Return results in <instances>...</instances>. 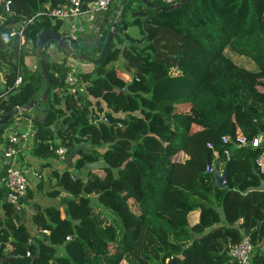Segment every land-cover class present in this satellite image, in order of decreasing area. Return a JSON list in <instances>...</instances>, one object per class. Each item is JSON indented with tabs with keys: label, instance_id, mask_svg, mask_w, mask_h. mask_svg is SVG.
<instances>
[{
	"label": "trees",
	"instance_id": "obj_1",
	"mask_svg": "<svg viewBox=\"0 0 264 264\" xmlns=\"http://www.w3.org/2000/svg\"><path fill=\"white\" fill-rule=\"evenodd\" d=\"M64 5L10 0L5 11L0 4V118L12 113L0 142L16 116L30 117L16 108L36 107L46 89L27 154L57 158L61 147L72 159L71 170L47 177L45 195L65 193L64 217L53 205L30 215L46 231L38 249L0 184V264H234L227 244L245 235L251 263L264 264V171L256 164H264V0H187L167 11L127 0L99 11L90 50L72 42L75 58H95L119 11L103 58L72 72V86L62 52L44 46L45 84L38 62L31 70L23 59L35 56L38 31L60 34L63 22L47 13ZM24 22L19 43L14 32ZM210 162L226 171L225 188L204 173ZM29 197L27 186L18 204Z\"/></svg>",
	"mask_w": 264,
	"mask_h": 264
},
{
	"label": "built area",
	"instance_id": "obj_2",
	"mask_svg": "<svg viewBox=\"0 0 264 264\" xmlns=\"http://www.w3.org/2000/svg\"><path fill=\"white\" fill-rule=\"evenodd\" d=\"M159 1L164 5H170L178 2L179 0ZM82 3L83 0H65L64 6L53 8L49 13H47V15L51 18L59 19L63 22L62 24L64 29L63 31H60V35L64 36L66 42L73 48L74 46H72V42H76L77 34L83 30V25L79 19L92 12L110 10L113 6L120 5L121 0H94L92 6L88 8H83ZM0 4H2L5 11L9 10L10 0H0ZM24 24L26 23H22L14 32L18 37L19 43L22 42V29ZM66 55L71 59H75V61H78L79 59L69 54ZM63 63L69 69L64 82L68 86H72L75 83V78L72 75V72H75L73 71L74 68L66 62ZM73 64L75 67L76 62ZM20 81L21 78L17 75L14 79L13 86L15 87ZM22 110L25 109L22 107L16 108V112H20ZM19 117L25 121L24 127L18 129L16 126H10V124L7 125L3 129L0 142V170L3 171V175L0 177V184H2L6 189V202L14 205H18L19 200L26 194L28 182L25 175L27 170L23 159L30 148L31 137L35 130L32 123V116L25 117L18 115L15 119L18 120ZM258 141H260V137L255 138L252 141V145L256 146ZM221 142L226 144V138L222 137ZM236 143L242 145L244 144V140L238 138L236 139ZM206 148L212 151V145L209 142L206 143ZM55 153L61 156L64 153V149L58 147L55 150ZM224 154L227 157L228 152L224 151ZM256 164L259 167V172L262 173L264 171L263 164H261L259 160H256ZM213 171L211 162L207 163L204 167V173H212ZM42 232L46 233V231ZM251 252L252 245L246 235L235 244H227V254L234 264H252Z\"/></svg>",
	"mask_w": 264,
	"mask_h": 264
},
{
	"label": "crops",
	"instance_id": "obj_3",
	"mask_svg": "<svg viewBox=\"0 0 264 264\" xmlns=\"http://www.w3.org/2000/svg\"><path fill=\"white\" fill-rule=\"evenodd\" d=\"M93 3L94 0H83L82 5L83 8H88L91 7ZM99 19H100L99 11L89 13L86 16H83L81 19H79V21H81L83 25V30L82 32H79L77 34V40H76L77 45L79 44L85 45L86 48L90 50V48L92 47L93 43L96 41L97 38L95 34L96 31L95 23L99 21ZM63 29L64 27L62 24L59 31H63ZM133 30H134L133 28L130 29V31ZM91 31L93 34L92 38L94 39H92L91 42H89V40H87L86 37H88L89 34H91ZM85 35L87 36L85 37ZM55 48H56L55 45L53 43H50L48 44L46 51H53L55 50ZM58 54L63 55V53H58ZM26 62L30 63L31 70L35 69L37 62L36 55L35 56L31 54L27 55ZM116 66L120 70H122L121 60L117 62ZM91 69L92 66L85 71H89ZM121 75H123V77L125 78L127 77L126 73ZM0 82H1V74H0ZM37 112L38 110L36 107H34L33 109L31 108L30 116L36 114ZM24 125H25V121L20 117L18 118V120L14 118L10 123V126H16L18 129L23 128ZM23 162L27 170L25 177L28 182L30 197L27 199V202H23L17 205V214L19 216L20 222L25 226L26 230L28 231L30 235V239L36 242L35 239L44 238L46 234L44 235V233L36 229L31 224L30 215L36 212L38 209L42 210L44 207L48 205H53L58 207L60 218L64 217L65 215L64 201L66 197L65 193L60 192V194L55 197H50L45 195V192L48 190V186H49L47 177L52 169H55L57 171H62L64 169L71 170L72 159L70 160L65 157L63 158L62 156H59L57 158L37 159L26 153ZM39 181L41 182V188L37 187V183ZM260 188L264 190V179L261 181ZM197 216H198L197 212H194L192 213L191 218L195 221Z\"/></svg>",
	"mask_w": 264,
	"mask_h": 264
},
{
	"label": "water",
	"instance_id": "obj_4",
	"mask_svg": "<svg viewBox=\"0 0 264 264\" xmlns=\"http://www.w3.org/2000/svg\"><path fill=\"white\" fill-rule=\"evenodd\" d=\"M126 1L127 0H122L120 7ZM139 1L141 2V4L145 8L151 9L152 11H159V10L167 11V10H171L173 8H176L180 5H182L187 0H179L178 2H176L174 4L161 5V6H155L149 0H139ZM118 15H119V11L116 13V15L112 21V25H111L110 29L106 33L104 43H103L102 47L100 48V51L98 52L97 56L95 58H90V57L86 56L83 52H80L76 55L77 58L87 60L93 66L97 65L101 61V59L103 58V55L105 54V52L108 48L109 41L112 37V30L114 29V27L116 25V20L118 18ZM50 43H53L64 54H69L72 56L74 55V48L69 46V44L66 42L64 36L56 33L54 30H52L50 28H44V29H41L40 31H38L35 35V55H36L37 62H38L39 74L41 75V78H42V80H44L45 84H48L49 77H48L47 71L44 67V64H43V61L41 58V54H42V50H43L44 46H46ZM133 64L136 65L135 63H133ZM40 101L42 104L41 107L39 106ZM40 101L36 105V107H38V112L36 114L32 115L33 120L40 121L43 117V113L45 111L44 107H45L46 102H47V90L46 89H44L41 92ZM22 108H24L25 110H28V109L33 108V105L28 104L27 106L22 107ZM11 116H12L11 112L3 115L0 118V126L6 124ZM211 175L213 178L214 186L219 187V188H225L226 187V185H227V173H226V171H223L221 173L213 171L211 173ZM29 244H33L36 247V249H38L37 244H36V242H34V240L30 239Z\"/></svg>",
	"mask_w": 264,
	"mask_h": 264
},
{
	"label": "rangeland",
	"instance_id": "obj_5",
	"mask_svg": "<svg viewBox=\"0 0 264 264\" xmlns=\"http://www.w3.org/2000/svg\"><path fill=\"white\" fill-rule=\"evenodd\" d=\"M131 32V31H130ZM92 33V32H91ZM87 35H85V37H86ZM88 37H86V39H87ZM80 45V44H79ZM58 56L59 57H61V59H62V61L63 62H66L68 65H70L72 68H74L73 69V71H79V70H87L88 68H90L91 67V63H89V62H87V61H85V60H80V59H78V61H75V59H71V58H69L67 55H59L58 54ZM23 62H24V64H25V66L28 68V69H30V67H31V65H30V63H28V62H26V57L24 56V59H23ZM76 62V65H75V67H74V64L73 63H75ZM85 63H87V64H85ZM82 64V65H81ZM117 67V66H116ZM118 73H120V74H124V72L122 71H118Z\"/></svg>",
	"mask_w": 264,
	"mask_h": 264
}]
</instances>
